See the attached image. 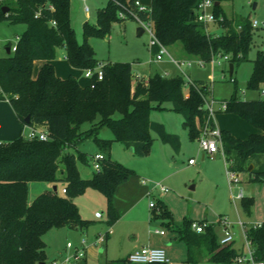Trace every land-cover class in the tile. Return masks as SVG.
Masks as SVG:
<instances>
[{
    "label": "trees",
    "instance_id": "obj_1",
    "mask_svg": "<svg viewBox=\"0 0 264 264\" xmlns=\"http://www.w3.org/2000/svg\"><path fill=\"white\" fill-rule=\"evenodd\" d=\"M201 0H152L149 10H140L136 0H108L98 12L97 23L86 21L83 41L77 39L72 24L71 0H0V23L25 24L17 49L0 56V100L7 99L22 125V132L12 141H0V264H46L45 234L52 229L86 230L93 221L84 219L75 198L88 189L98 190L106 197V222L112 226L120 214L114 197L118 187L135 174L133 169L111 158L106 151L111 140L100 132L108 128L114 139L143 157L153 143L150 131L176 150L181 148L179 135L170 133L164 124L153 121V108L162 109L164 102L183 118V126L192 137L200 136L206 109L203 95L212 93L211 83L194 80L188 86L182 76L167 77L159 73L134 84L132 65L127 62H103L104 77L93 76L82 85L74 75L58 76L53 61L57 51L64 48L69 64L76 69H95L101 61L89 41L109 35L114 22L138 17L152 21L156 35L168 48L181 46L188 58L198 57L211 62L218 54H228L230 63L249 59L252 49L251 19L239 15L228 17L221 1L216 0L214 12L221 17L216 23L226 30L220 34L207 31L197 21ZM7 7L8 10L4 11ZM55 22L56 24H53ZM241 27V28H239ZM12 41L7 47H12ZM44 61L34 75V62ZM249 88H262L264 83V47L257 51ZM230 71V68H229ZM152 102L157 105L153 106ZM227 112H233L257 129L247 138H240L229 129H222L224 156L228 168L248 171L254 180L264 181V97L243 100L237 90L227 101ZM30 117V122L26 118ZM88 124V129H83ZM26 126L42 127L47 140L29 139L23 134ZM85 139H93L105 155L100 172L90 178L82 176L78 163L89 157L78 150ZM74 149L75 151H72ZM49 182L55 191L38 194L29 201L30 182ZM67 192L59 191V185ZM249 210L252 197H243ZM163 218L178 232L187 245V261L198 264L202 256L216 264H233L239 255L234 243L222 245L206 219L203 233L191 229L193 220L182 227L174 226L173 218L161 206ZM248 239L255 252V261L264 262V222L261 227L248 229ZM83 264H86L85 262ZM118 264H125L124 261Z\"/></svg>",
    "mask_w": 264,
    "mask_h": 264
},
{
    "label": "rangeland",
    "instance_id": "obj_2",
    "mask_svg": "<svg viewBox=\"0 0 264 264\" xmlns=\"http://www.w3.org/2000/svg\"><path fill=\"white\" fill-rule=\"evenodd\" d=\"M107 3L108 0H86L85 2L71 0L72 24L77 32L79 42H82L84 38V23L89 21L96 24L99 10L104 8ZM255 3L256 8H254ZM221 5L228 17H233L234 14L241 15L260 23V27L253 29L249 59L236 63L232 75L229 71V62L219 63L221 60L202 62L198 57H191L192 66L183 67L186 68L193 80L211 83L212 93L210 96L214 98L215 108L218 109L214 117L216 124L220 128L232 130L241 138H247L251 132L257 131V129L236 113L219 110V107L220 103L228 101L236 90L239 99L253 100L264 97L261 94L264 83L260 85L261 89L248 87V81L254 69L253 60L256 58L257 51L264 47V0H222ZM86 6L89 7V11H86ZM139 26V21L133 17L121 19L113 23L111 31L106 37L91 38L89 41L96 50L97 58L101 62L130 63L133 68L134 84L145 81L156 73L167 77L182 76L181 71L170 61L151 62L152 52L149 46L151 35L149 32L138 35L137 28ZM25 28V24L0 23V56L8 54L7 43L12 41V45L15 44L17 36L21 35ZM209 29L211 32H216L215 34L226 30L215 23L210 24ZM169 50L175 57L185 55L181 46L170 47ZM43 64L42 60L34 62V75L39 72ZM53 64L59 76H63V78H67L73 72L82 83H87L90 80L85 75L86 70L72 68L66 58L64 48L57 51ZM188 89L189 87L186 86V95H188ZM152 105L155 106L157 103L152 102ZM163 107L162 109L153 108L150 118L164 124L168 132L179 135L181 140L179 150H176L171 144L164 143L159 135L151 130L153 143L147 154L141 157L132 148H127L122 142L114 139L110 129L103 128L100 132L102 138L111 140V146L106 151L111 158L135 171L128 181H134L137 184V179L141 177L149 180L152 187L155 182H161L169 188L168 192L156 190L149 199L147 198L146 202L140 203L141 208L148 206V202L151 200L157 203V207L151 211L152 214L155 213V216L152 215V221L144 225L145 231L149 233V230L154 231L158 228L167 232V241L172 242L171 245H165L170 264H193L186 259V245L183 242L175 243L169 239L175 230L172 225H168V220L162 217L161 206H165L172 215L174 226L182 227L186 220L203 221L206 219L207 224L213 227L218 238L223 236L222 219L226 217L232 223L235 246L240 248L244 245V254H246L248 246L241 223H244L246 228H250L255 223L264 222V181L252 179L248 171L240 172V182L231 181L227 173L224 150L220 149L212 156L205 154L200 147L199 137H192L189 129L183 126L184 118L172 108L171 102H164ZM9 109H13L10 102L7 99L0 100V135L5 131L6 123L10 120L4 117ZM12 115L14 119L11 117L10 126L15 124L18 128L17 134H19L21 125L17 117ZM88 127L89 125L86 124L83 129H88ZM37 129L43 128L37 127ZM30 130L31 128L27 127L23 133L27 134ZM78 150L86 153L89 157L87 163L79 162L78 166L82 176L90 178L96 171L93 156L100 151V148L93 139H85L78 145ZM191 158L195 160L194 164L189 163ZM52 188L53 185L49 182H30L29 201L32 202L38 194L50 191ZM241 188H243L245 197L253 198V204L249 210L244 208L242 198H235ZM61 189L62 184L59 185L60 192ZM89 191L87 194H82L83 196L80 195V198L77 197L84 214H88V212L93 214L95 210L105 212L107 201L104 194L94 189ZM90 195L93 196L90 197ZM101 220L98 223H102ZM106 226L110 225L106 224ZM142 230L144 231L141 227ZM157 235L153 234L152 236L157 237ZM81 238L87 237L81 236L79 233L68 232L65 228L48 231L44 236L47 244V259L53 260L63 249L65 254H74L75 248H66L67 243L72 242L76 247ZM254 263L252 260L233 262V264ZM46 264L51 263L47 260ZM198 264L216 263L204 259Z\"/></svg>",
    "mask_w": 264,
    "mask_h": 264
},
{
    "label": "built area",
    "instance_id": "obj_3",
    "mask_svg": "<svg viewBox=\"0 0 264 264\" xmlns=\"http://www.w3.org/2000/svg\"><path fill=\"white\" fill-rule=\"evenodd\" d=\"M86 1V0H81ZM136 5L139 7L140 10L146 11L149 10L150 6L143 5L140 0H136ZM216 5V0H201L198 7H197V21L202 23L207 31H210L209 25L212 23H217L218 20L221 18L217 17L214 12V8ZM86 11H89V7L86 6ZM120 18L124 19L125 14L120 13ZM134 18L139 21L140 26L144 28V33L149 32L151 35V40L149 42V46L152 52L151 62H160V61H170L177 66V68L181 71L182 76L186 81V85L190 86L194 84V80L189 76L186 71V68L183 66H192L193 62L192 59H178L176 58L169 50V48L164 45L158 36L156 35L154 23L148 20H142L138 17ZM252 27L258 28L260 27V23L257 20H251ZM53 24H56L53 22ZM241 28V27H239ZM19 40V36H17V41ZM17 41L11 47V51H15L17 49ZM219 61L222 62H229L230 63V56L228 54H218L217 56L213 57V62ZM203 62V61H202ZM104 64L103 62L99 63L95 69H87L85 72L86 77L93 78V76H97V79L101 80L104 77ZM233 80V79H232ZM261 94L264 96V88L261 89ZM205 101V109L206 115L203 124L200 126V136H199V143L201 149H203L205 154L210 156L216 154L220 149H223V140H222V130L215 122V113L218 109L215 108V100L210 93L207 95H203ZM227 109V101H223L220 103L219 110H226ZM30 127L31 130L29 133L24 134L29 139L38 138L40 140H47L49 138L48 132L44 129H37V127L26 126L25 128ZM24 128V129H25ZM224 150V149H223ZM94 167L96 172H100L102 169V161L105 159V155L101 152L96 153L94 156ZM190 164H194L195 160L190 159ZM227 173L231 181L240 182V173L230 170L228 168L229 163H227ZM149 180L143 179V183H148ZM154 188H158L163 192H168L169 188L163 185L161 182H155ZM62 192L66 193L67 189L64 187L62 188ZM243 188H241L240 193L235 198H243ZM150 207L156 208L157 203L153 200L150 201ZM96 217L101 218L102 213L97 212ZM222 223L224 225V232L223 236L219 239L220 244L227 245L234 241V232L232 230V223L225 217L222 219ZM243 226V233L246 238L248 252L246 254L242 253L235 257L234 261L236 262H245L247 260H252L254 264H264L262 261H255L254 256L255 252L252 247L250 240L248 239V229L246 228L244 223H241ZM262 223H255L252 225L254 228L261 227ZM191 229L197 233H203L205 230V225L201 224L199 221H192ZM157 233L165 234L164 230H156ZM106 233L99 234L98 237L94 240V242L89 243L86 238H83L80 242V246L75 247L72 242L67 243V248L72 249L75 248L74 254H64L59 258L53 260L51 264H83L86 258V252L88 246L91 245H99L106 239ZM129 263L135 264H169L170 259L168 258L167 252L163 247H152V246H142L135 249L131 252L128 256Z\"/></svg>",
    "mask_w": 264,
    "mask_h": 264
},
{
    "label": "crops",
    "instance_id": "obj_4",
    "mask_svg": "<svg viewBox=\"0 0 264 264\" xmlns=\"http://www.w3.org/2000/svg\"><path fill=\"white\" fill-rule=\"evenodd\" d=\"M212 33L215 34L216 32H212ZM176 51H178V49H176ZM176 58H178V59H191L185 55H181V56L176 57ZM73 69H76V68H73ZM56 72H57V70H56ZM70 74L74 75L73 72H71ZM58 76H59V74H58ZM60 77L63 78V76H60ZM80 83L82 85H88L90 83V80L87 83H82L81 81H80ZM11 110L13 111V113ZM12 114H14V116L16 117L13 109H9V111L7 110L6 114H4V117H7L11 121L9 120V122L6 123L5 131L0 135V141H4V142L12 141V140L16 139L17 137H19V135L22 132V125L20 122L19 123L21 125V132L19 134H17L18 128L15 124H13L12 127L10 126L11 125L10 122H12V119H14ZM11 117H12V119H11ZM222 129H225V128H221V130ZM253 132H256V130H254ZM233 134L235 136H237L234 132H233ZM237 137H239V136H237ZM143 179H146V178L140 177V179H137V184H135L134 181H128V182L121 184L118 187V189L116 191V195L114 197V203H115L117 211L120 214V218L112 226H109V227L106 226V224H107V222H106L107 205L105 208V212L101 211L102 217L98 218V217H96V213L98 212V210H95L93 214H92V212H88V214H84V210H82V208L79 204V200H78L81 196H78L79 198H77V197L75 198V202L77 203L78 207L80 208V212H81L82 217L84 219H88V220L93 221V223L86 230L66 229V228L65 229L68 230V232L79 233V234H81V236H86L87 237L86 239L88 240L89 243L94 242V240L98 237L99 234H102V233L107 234L106 239L101 244L88 246L87 252H86V258H85L86 264H118L122 261H124L125 264H133V263H129L128 256L135 249L142 247V246H152V247H163V248H165V245H171L172 244L171 241H167L168 240L167 239L168 238L167 232L163 235L160 233H157L156 230H158V228H156L154 231L149 230V233H147L145 231L144 225L148 224L152 221V218H153L152 215L155 216V213L152 214L151 211H152V209H155V208L150 207V205H149L150 201L148 202V206H146L144 208H141L140 203L146 202L147 198L149 199L151 197V195H153L156 190H159V191H161V190L158 188H154V186L152 187L149 184V182L143 183ZM89 190L90 189H88L84 194H87V192H90ZM89 194H93V193H89ZM91 196H93V195H90V197ZM94 196L97 197L96 195H94ZM100 219H102L101 220L102 223H98L100 221ZM141 227L144 229V231L143 230L141 231ZM57 230H59V229H57ZM153 234H158V235H157V237H154V236H152ZM82 239L83 238H81V240ZM169 239L174 241L175 243L176 242L177 243L183 242L186 245V243L184 241H181L179 239V235H178V232L176 230L173 232L172 236H169ZM81 240H80V242H81ZM80 242H79L78 246H80ZM233 243H234V247L237 249L239 254L244 253V249H243L244 245L240 248L236 247L235 246V238H234ZM78 246H76V247H78ZM63 250L59 251L58 256L55 257L53 260L64 255L65 250L64 251ZM186 253H187V245H186ZM208 258H209L208 256L203 255L201 261L204 259H208ZM186 259H187V255H186ZM47 260L49 263H51L53 261L51 259H47ZM170 263H171V261H170Z\"/></svg>",
    "mask_w": 264,
    "mask_h": 264
},
{
    "label": "water",
    "instance_id": "obj_5",
    "mask_svg": "<svg viewBox=\"0 0 264 264\" xmlns=\"http://www.w3.org/2000/svg\"><path fill=\"white\" fill-rule=\"evenodd\" d=\"M140 2H141L143 5H146V6H151V4H152V0H140ZM216 4H218V2H217ZM254 8H256V3L254 4ZM7 10H8V8L5 7V8H4V11H7ZM143 33H144V28H143L142 26H139V27L137 28V34H138V35H142ZM7 53H8V54L11 53V48H10V47H7ZM233 67H234L233 63H230V64H229V68H230V74H231V75H232V72H233ZM26 122H27V123L30 122V117H29V116L26 118ZM253 169H254V165L251 164V165L249 166V168H248V171L251 172ZM53 189H54L55 191H57L58 187L55 185V186H53Z\"/></svg>",
    "mask_w": 264,
    "mask_h": 264
}]
</instances>
